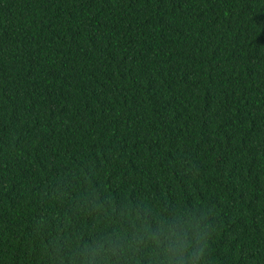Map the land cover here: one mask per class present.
Segmentation results:
<instances>
[{"label": "trees", "instance_id": "1", "mask_svg": "<svg viewBox=\"0 0 264 264\" xmlns=\"http://www.w3.org/2000/svg\"><path fill=\"white\" fill-rule=\"evenodd\" d=\"M0 264H264V0H0Z\"/></svg>", "mask_w": 264, "mask_h": 264}, {"label": "clouds", "instance_id": "2", "mask_svg": "<svg viewBox=\"0 0 264 264\" xmlns=\"http://www.w3.org/2000/svg\"><path fill=\"white\" fill-rule=\"evenodd\" d=\"M173 235L175 236V244L177 245L176 251L182 252L183 248L186 247V245H184L183 241L180 239V237L177 234L173 233Z\"/></svg>", "mask_w": 264, "mask_h": 264}]
</instances>
